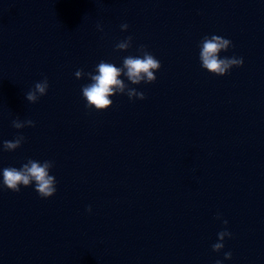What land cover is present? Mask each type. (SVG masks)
Wrapping results in <instances>:
<instances>
[{
  "label": "water",
  "instance_id": "water-1",
  "mask_svg": "<svg viewBox=\"0 0 264 264\" xmlns=\"http://www.w3.org/2000/svg\"><path fill=\"white\" fill-rule=\"evenodd\" d=\"M212 33L242 67H202ZM141 44L162 62L131 85L146 98L88 108L76 70ZM44 76L47 95L28 101ZM29 157L54 161L58 191L0 188V264H264V0H0V168ZM225 227L231 260L212 248Z\"/></svg>",
  "mask_w": 264,
  "mask_h": 264
},
{
  "label": "clouds",
  "instance_id": "clouds-1",
  "mask_svg": "<svg viewBox=\"0 0 264 264\" xmlns=\"http://www.w3.org/2000/svg\"><path fill=\"white\" fill-rule=\"evenodd\" d=\"M97 27L100 31L104 30L102 24H98ZM121 28L127 31L129 24L124 22L121 24ZM133 39V36L129 35L126 39L116 43L115 48L118 51H127L133 46ZM233 47V41L220 34L205 35L199 45V59L202 67L218 76H226L233 68L242 67L244 65L242 56L222 55ZM138 51L140 54L124 56L120 65L102 59L95 65L93 71L85 73L83 68L76 70L77 78L83 79L87 75L90 80L89 83L82 85V95L88 108H95L98 111L108 110L114 105L113 97L117 94L126 93L133 100L146 98L145 92L131 85L155 82L157 80L156 73L161 70L162 62L146 45H139ZM49 88L50 82L47 76H44L26 93V98L28 101L36 103L40 97L47 95ZM13 126L16 129H24L26 126H35V121L16 118L13 120ZM26 139L20 132L14 139H4L2 141L3 149L15 151L23 145ZM53 167L54 161L50 159L39 160L31 157L19 167L4 166L0 168V188L20 192L22 186L34 187L42 198H52L58 191V181L52 173ZM88 211H92L91 205H89ZM217 218L223 219L222 214H218ZM223 223L227 225L229 222L227 219H223ZM218 236L219 239L213 243L212 248L219 253L226 247V238H231L233 233L225 227L218 233ZM223 255L227 260H231L233 257L231 250L223 251ZM215 264H225V260L217 259Z\"/></svg>",
  "mask_w": 264,
  "mask_h": 264
}]
</instances>
